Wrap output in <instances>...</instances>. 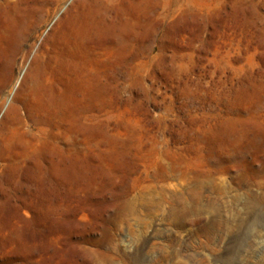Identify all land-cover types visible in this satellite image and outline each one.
<instances>
[{
    "label": "rangeland",
    "instance_id": "374dc122",
    "mask_svg": "<svg viewBox=\"0 0 264 264\" xmlns=\"http://www.w3.org/2000/svg\"><path fill=\"white\" fill-rule=\"evenodd\" d=\"M41 3L0 106V264H264V0ZM39 71L59 113L25 107Z\"/></svg>",
    "mask_w": 264,
    "mask_h": 264
},
{
    "label": "bare ground",
    "instance_id": "6f19581e",
    "mask_svg": "<svg viewBox=\"0 0 264 264\" xmlns=\"http://www.w3.org/2000/svg\"><path fill=\"white\" fill-rule=\"evenodd\" d=\"M41 8V0H0V106L6 103L19 78V75H15V70L22 71L34 41L40 36L38 33L40 25L35 23V20ZM81 24L78 25L75 33L72 32L74 35L70 40L74 56L83 59L87 52L82 38L89 30V22L84 21ZM49 79H51L50 75L46 71H39L31 77L27 86L25 107L40 113L46 111L59 113L66 97L54 93L53 84L45 83ZM80 85L81 88H87L88 81L81 80ZM4 152L8 158H11V148L5 147Z\"/></svg>",
    "mask_w": 264,
    "mask_h": 264
}]
</instances>
